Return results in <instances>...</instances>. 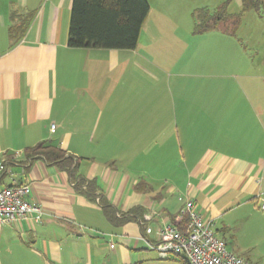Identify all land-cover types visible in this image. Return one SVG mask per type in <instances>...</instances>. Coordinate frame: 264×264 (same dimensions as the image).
I'll use <instances>...</instances> for the list:
<instances>
[{
    "label": "crops",
    "instance_id": "obj_1",
    "mask_svg": "<svg viewBox=\"0 0 264 264\" xmlns=\"http://www.w3.org/2000/svg\"><path fill=\"white\" fill-rule=\"evenodd\" d=\"M72 4L0 0V189L29 185L43 212L0 224V264H142L165 226L185 233L189 201L246 252L242 213L264 222V24L244 38L222 25L195 34L150 5L134 50L71 48ZM46 141L132 220L114 224L68 172L28 157Z\"/></svg>",
    "mask_w": 264,
    "mask_h": 264
},
{
    "label": "trees",
    "instance_id": "obj_2",
    "mask_svg": "<svg viewBox=\"0 0 264 264\" xmlns=\"http://www.w3.org/2000/svg\"><path fill=\"white\" fill-rule=\"evenodd\" d=\"M243 12L264 9V0H242ZM148 0H73L68 46L71 48H100L108 50H134L150 13ZM34 14L18 16V22L10 28L13 40L21 39L27 32ZM194 33L201 34L216 30L219 26L235 34L240 26V17L231 16L222 8L214 13L207 9L193 14ZM28 157L42 158L47 163L70 174L75 190L102 207L107 218L116 225L132 220L129 214L117 218L116 211L99 194L95 180H87L78 173L80 159L50 141L42 142L27 150ZM134 210L130 214H138ZM186 261V260H185ZM187 262V261H186ZM188 264V263H186Z\"/></svg>",
    "mask_w": 264,
    "mask_h": 264
},
{
    "label": "built area",
    "instance_id": "obj_3",
    "mask_svg": "<svg viewBox=\"0 0 264 264\" xmlns=\"http://www.w3.org/2000/svg\"><path fill=\"white\" fill-rule=\"evenodd\" d=\"M55 126H52V131ZM29 185L14 183L0 189V224L17 223L27 220L33 224L42 222V209L31 201ZM99 203V199H97ZM264 213V195L258 200ZM186 218L185 233L169 225L160 230V240L149 244L150 249L162 257L182 256L188 264H251L246 259L230 252L227 243L215 232V224L204 219L195 209L192 201L187 202L180 214ZM151 232L150 229L147 230Z\"/></svg>",
    "mask_w": 264,
    "mask_h": 264
},
{
    "label": "rangeland",
    "instance_id": "obj_4",
    "mask_svg": "<svg viewBox=\"0 0 264 264\" xmlns=\"http://www.w3.org/2000/svg\"><path fill=\"white\" fill-rule=\"evenodd\" d=\"M149 2L153 12H162L166 18L191 26L193 30V14L204 9H207L212 14L224 8L227 14L239 16L240 26L236 32L243 38L244 36L241 33L246 35L247 32L254 30L251 27H257L255 24H264V9L259 12L255 10L243 12L242 0H149ZM255 31H258V28ZM255 39L257 40L256 37ZM242 215L247 220V228L241 235L242 245L245 247L246 252L236 251L234 253L239 256L243 255L245 258L251 254L253 255V258L251 257L252 261L255 264L259 261L260 264H264V222L261 217L253 216L249 212H243ZM247 251H251L250 254ZM147 252L150 255L142 264L187 263L182 256L169 255L162 257L157 251L148 250Z\"/></svg>",
    "mask_w": 264,
    "mask_h": 264
}]
</instances>
